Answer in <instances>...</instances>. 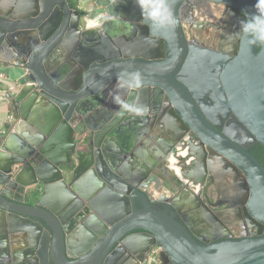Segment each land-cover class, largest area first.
Wrapping results in <instances>:
<instances>
[{"label":"water","instance_id":"water-1","mask_svg":"<svg viewBox=\"0 0 264 264\" xmlns=\"http://www.w3.org/2000/svg\"><path fill=\"white\" fill-rule=\"evenodd\" d=\"M187 1L203 0H168L176 24L161 27L136 0H0V63L22 69L0 141V264H142L154 246L158 264H264V237L203 245L198 231L203 202L187 188L203 186V145L245 173L240 203L261 225L264 166L211 128L174 78L187 55ZM210 1L256 14L257 0ZM245 41L225 74L241 131L264 147V43L257 54ZM153 44L158 54L147 53ZM123 90L126 108L110 102ZM163 96L191 132L187 173L173 161H182L179 146L171 157L162 139L144 136L143 116L123 121L136 97L147 106ZM183 188L184 205L166 198Z\"/></svg>","mask_w":264,"mask_h":264},{"label":"flooded vegetation","instance_id":"flooded-vegetation-1","mask_svg":"<svg viewBox=\"0 0 264 264\" xmlns=\"http://www.w3.org/2000/svg\"><path fill=\"white\" fill-rule=\"evenodd\" d=\"M244 20L246 17L242 13L222 2L210 0L185 2L180 11V22L187 42V55L174 78L187 88L204 121L211 128L230 141H235L237 138L240 142L246 143L247 150L253 154L251 151H256V145L259 143L252 142L241 131L240 125L246 127L232 110L231 85L227 78L228 74H225L246 42L239 33L241 22ZM260 49L259 44L256 49L257 54ZM147 53L158 54L156 44H153ZM172 54L166 53L165 58L171 57ZM120 92L122 96L118 95L117 99L110 102L117 107L122 105L126 108L128 104L124 97L128 98L131 92L124 90ZM114 93L113 89L108 93L107 98L113 99ZM154 95L157 96L156 88L151 89V97ZM123 99L125 100L122 103ZM137 100L138 97L134 99L123 121L128 122L137 115L143 116L145 127L141 131L144 136L152 138L156 135L162 139L171 157L173 149L179 146L182 161L178 159L173 161L175 164L180 163L184 170L187 169L189 146H186V143L192 138L191 132L173 117L167 98L163 96V99L159 100L157 97L151 101L147 105L150 109L147 117L135 112L147 107ZM168 132L174 134L181 144L173 140ZM158 155L164 156V153L159 150ZM244 177L245 173L235 169L215 148L203 145V188L201 187L200 191L187 188L191 193L192 202L196 203L198 200L200 203L203 202V225L198 226V231L203 237V245H213L228 240L241 241L248 237H264V225L256 223L241 206L240 201L245 197L241 184ZM184 188L178 191V194L167 192L166 198L179 203L180 206L184 205L185 195H181ZM188 209L185 206L182 210L186 216L189 214ZM152 248L158 249L155 262L158 264L161 249L156 246Z\"/></svg>","mask_w":264,"mask_h":264},{"label":"clouds","instance_id":"clouds-1","mask_svg":"<svg viewBox=\"0 0 264 264\" xmlns=\"http://www.w3.org/2000/svg\"><path fill=\"white\" fill-rule=\"evenodd\" d=\"M136 3L148 23L161 27H175L176 19L168 0H136ZM255 8L256 14L241 22L239 33L250 44L258 45L264 43V0H257Z\"/></svg>","mask_w":264,"mask_h":264},{"label":"built area","instance_id":"built-area-1","mask_svg":"<svg viewBox=\"0 0 264 264\" xmlns=\"http://www.w3.org/2000/svg\"><path fill=\"white\" fill-rule=\"evenodd\" d=\"M12 64L18 66V62H13ZM3 83H7L6 85L9 86L7 75L0 69V85H2ZM7 90L8 88L5 90L4 88L0 87V114L4 112L6 113L5 104L7 102ZM5 120L9 121V119H0V141L4 140L8 134V124L6 126V124L4 123ZM157 252V248H151L142 264H155Z\"/></svg>","mask_w":264,"mask_h":264},{"label":"crops","instance_id":"crops-1","mask_svg":"<svg viewBox=\"0 0 264 264\" xmlns=\"http://www.w3.org/2000/svg\"><path fill=\"white\" fill-rule=\"evenodd\" d=\"M89 1H91V0H89ZM94 0H92V2H93ZM0 69L7 75V77H8V79H9V82H10V80L12 79V76H11V74L12 73H15V74H17L19 71H15L14 72V70L16 69V68H14V67H17L18 68V66H15V65H13L12 63H10V64H3V63H0ZM2 67V68H1ZM22 72V71H21ZM17 77H18V75L15 77V79H17ZM14 80V79H13ZM12 81V80H11ZM15 81V80H14ZM2 115V114H1ZM0 115V119H2V116Z\"/></svg>","mask_w":264,"mask_h":264},{"label":"rangeland","instance_id":"rangeland-1","mask_svg":"<svg viewBox=\"0 0 264 264\" xmlns=\"http://www.w3.org/2000/svg\"><path fill=\"white\" fill-rule=\"evenodd\" d=\"M1 66V65H0ZM2 68V67H1ZM14 68H16L15 70H14V72L15 71H19L17 74H15V73H12L11 74V76H12V81L10 80V82H9V79H8V82H9V86H7L6 84L7 83H3L2 85H0V87H2V88H4L5 90L7 89V88H10V86L11 85H13V82H14V80L16 81V79H15V77L18 75L19 76V74L20 73H22L21 71H22V69H21V67H19L18 66V68L17 67H14ZM14 79V80H13ZM2 114V115H1ZM0 115L2 116V119L4 120V119H9V115H8V113H1ZM5 124H6V126H7V124H8V121L7 120H5V122H4Z\"/></svg>","mask_w":264,"mask_h":264},{"label":"trees","instance_id":"trees-1","mask_svg":"<svg viewBox=\"0 0 264 264\" xmlns=\"http://www.w3.org/2000/svg\"><path fill=\"white\" fill-rule=\"evenodd\" d=\"M256 151H251L253 155L259 160V162L264 166V147L261 144L256 145Z\"/></svg>","mask_w":264,"mask_h":264}]
</instances>
